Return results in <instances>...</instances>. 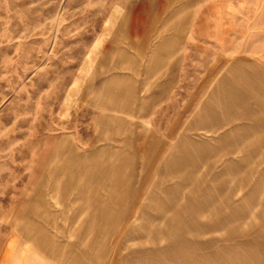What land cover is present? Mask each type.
Here are the masks:
<instances>
[{"label": "rangeland", "instance_id": "rangeland-1", "mask_svg": "<svg viewBox=\"0 0 264 264\" xmlns=\"http://www.w3.org/2000/svg\"><path fill=\"white\" fill-rule=\"evenodd\" d=\"M0 264H264V0H0Z\"/></svg>", "mask_w": 264, "mask_h": 264}, {"label": "crops", "instance_id": "crops-1", "mask_svg": "<svg viewBox=\"0 0 264 264\" xmlns=\"http://www.w3.org/2000/svg\"><path fill=\"white\" fill-rule=\"evenodd\" d=\"M160 14V13H159ZM161 24V22H159V25ZM122 27V26H121ZM132 31V30H131ZM119 32H123L122 29L117 28L113 34V37H117V34ZM130 32V30H129ZM127 34V32H126ZM68 142V140H67ZM59 154L56 153L55 151H53L51 159L53 160L54 158H58ZM69 153L68 152H62V158L63 159H69ZM80 158V157H79ZM89 167L84 168L82 167L81 170V178H83L85 176V178L83 180L86 179V175L91 176V177H95L97 175H99L97 172L95 167L90 163L88 164ZM54 176V170L48 169L46 168L45 170V182L41 183L38 187L37 190L35 192V197L37 196L40 197V200H36L37 198H35V200H33V202H37L39 203L41 206H48L47 205V198H46V194L45 196L43 195V193H46L48 191V187L51 186V182H52V178ZM97 181L103 183V181H105V179L101 178V179H97V178H92L89 181H87L84 184V189L83 190H79L78 191V195L76 198L73 199V204H75V202H78V204L80 206H78L79 208L81 206H83V204H85L91 212V216H94V213L96 212V210H94L95 207H103V208H107L108 205H106L107 200L104 197L103 192H105L104 187H100L99 188V183H97ZM46 190V192L44 191ZM52 196V195H51ZM85 202V203H84ZM109 207H111V205L109 204Z\"/></svg>", "mask_w": 264, "mask_h": 264}]
</instances>
